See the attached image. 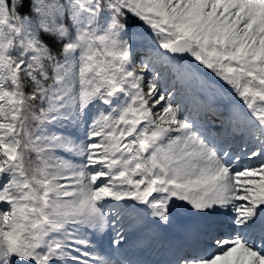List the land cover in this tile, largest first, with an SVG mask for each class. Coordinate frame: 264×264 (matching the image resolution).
I'll return each mask as SVG.
<instances>
[{
    "label": "snow or ice",
    "instance_id": "1",
    "mask_svg": "<svg viewBox=\"0 0 264 264\" xmlns=\"http://www.w3.org/2000/svg\"><path fill=\"white\" fill-rule=\"evenodd\" d=\"M0 264H264V0H0Z\"/></svg>",
    "mask_w": 264,
    "mask_h": 264
}]
</instances>
